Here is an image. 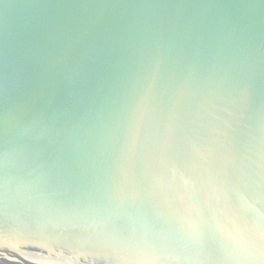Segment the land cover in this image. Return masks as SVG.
I'll return each instance as SVG.
<instances>
[{
	"label": "water",
	"instance_id": "obj_1",
	"mask_svg": "<svg viewBox=\"0 0 264 264\" xmlns=\"http://www.w3.org/2000/svg\"><path fill=\"white\" fill-rule=\"evenodd\" d=\"M0 264H264V0H0Z\"/></svg>",
	"mask_w": 264,
	"mask_h": 264
}]
</instances>
